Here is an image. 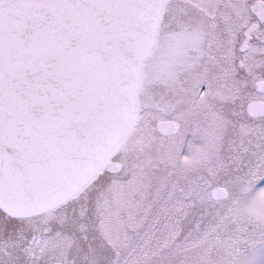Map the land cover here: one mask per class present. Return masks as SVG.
<instances>
[{"label": "snow or ice", "instance_id": "1", "mask_svg": "<svg viewBox=\"0 0 264 264\" xmlns=\"http://www.w3.org/2000/svg\"><path fill=\"white\" fill-rule=\"evenodd\" d=\"M0 264H264V0H0Z\"/></svg>", "mask_w": 264, "mask_h": 264}]
</instances>
